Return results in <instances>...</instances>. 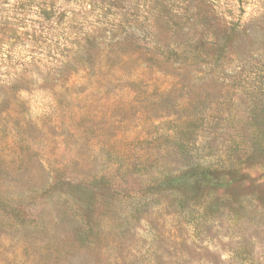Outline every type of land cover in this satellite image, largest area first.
I'll list each match as a JSON object with an SVG mask.
<instances>
[{
  "label": "rangeland",
  "instance_id": "374dc122",
  "mask_svg": "<svg viewBox=\"0 0 264 264\" xmlns=\"http://www.w3.org/2000/svg\"><path fill=\"white\" fill-rule=\"evenodd\" d=\"M0 264H264V0H0Z\"/></svg>",
  "mask_w": 264,
  "mask_h": 264
},
{
  "label": "trees",
  "instance_id": "16d2710c",
  "mask_svg": "<svg viewBox=\"0 0 264 264\" xmlns=\"http://www.w3.org/2000/svg\"><path fill=\"white\" fill-rule=\"evenodd\" d=\"M171 12V11H170ZM167 13H169V11L167 12ZM172 17H175V16H171V17H169V18H167L166 19V25L168 26V29L169 28H172V27H170V26H173V25H175V23L173 22V20H171V18ZM133 24V23H132ZM121 26V25H120ZM120 26H118V27H120ZM137 24H134L133 26L131 25V23L130 22H128V23H126L125 24V26H123V27H128V28H124V30H122V35H124V34H126L127 33V30L129 31H133L134 29H137ZM174 27V26H173ZM124 33V34H123ZM122 35H120V36H117L118 37V39H120L121 37H122ZM126 35H128V33L126 34ZM114 36L115 35H112V38H114ZM111 38V39H112ZM202 175H204L203 173H201ZM200 174V175H201ZM202 180L203 181H205V182H209V179H208V177H206L205 175L202 177Z\"/></svg>",
  "mask_w": 264,
  "mask_h": 264
}]
</instances>
